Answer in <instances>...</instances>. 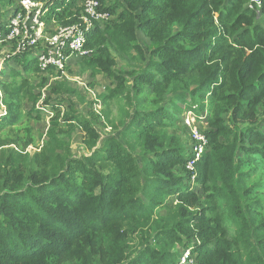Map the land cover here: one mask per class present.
I'll return each instance as SVG.
<instances>
[{
  "label": "trees",
  "instance_id": "obj_1",
  "mask_svg": "<svg viewBox=\"0 0 264 264\" xmlns=\"http://www.w3.org/2000/svg\"><path fill=\"white\" fill-rule=\"evenodd\" d=\"M99 1L113 19L87 37L91 54L80 61L91 75L116 82L102 101L106 114L113 98L126 105L124 120L115 126L119 138L111 136L76 158L51 129L39 152L22 153L41 141L22 124L18 102L24 90L31 91L26 78L40 69L29 51L12 56L19 69H10L11 84L3 86L9 89L7 113L0 115V264H50L52 257H78L84 264H177V247L191 250L193 264H264V201L252 199L257 186H244L255 156L264 162V128L257 125H264V30L255 24L257 12L264 16V2L254 11L249 0ZM16 2L0 0V31L9 23L4 17L17 12ZM80 10L74 0L55 4L45 20L73 25ZM109 48L131 58L138 70H114ZM54 90L70 91L63 84ZM169 91L175 100L168 108ZM186 111L210 128V150L193 173L186 169L190 153L185 155L174 132L175 115ZM225 114L246 127L224 145L218 139L232 134ZM63 121L81 124L72 114ZM82 129L92 150L98 135L86 122ZM12 144L26 147L15 146L17 151ZM191 182L205 195L195 212L190 208L198 190ZM161 210L166 216H157ZM135 235L140 248L129 255L128 239ZM83 246L89 252L82 253Z\"/></svg>",
  "mask_w": 264,
  "mask_h": 264
},
{
  "label": "rangeland",
  "instance_id": "obj_2",
  "mask_svg": "<svg viewBox=\"0 0 264 264\" xmlns=\"http://www.w3.org/2000/svg\"><path fill=\"white\" fill-rule=\"evenodd\" d=\"M112 4L113 0H108L105 3L106 6H110ZM9 15L10 13L7 14L4 19L7 20ZM255 24L259 25L264 30V16L259 12L256 13ZM102 28H104V26ZM178 30L179 29L177 27H174L172 29V32L176 33L178 32ZM138 42L144 49H147V47L149 49L150 45L145 37L139 35ZM109 50L111 56L115 59L116 62L114 70L122 73H130L138 70V64L135 63L131 58L127 59L125 57L119 56L114 48H109ZM14 52L15 44H0V115L7 113L6 105L3 100H8L7 97H9V95L7 94V92H9V89L5 90L3 86H10L11 84V79L9 78V74L11 72L10 69H19V66H17L15 61L12 59ZM19 71L22 72L21 69ZM125 78L127 82H129V77L125 76ZM26 80V85L31 91L28 92L24 90L22 99H18V102H20L21 104L20 112L24 116L22 118V124L25 127L31 129V134L32 136H34L36 141L37 137L41 136V141H37L39 142L37 146L29 145L27 147L25 146L26 148H19L17 147V145L12 144L11 146H8L9 148H13L17 151L18 149L23 150L25 148L22 151V153L24 154H33L34 152H39L42 146L45 145L48 141V131L52 129L55 131L57 137L68 145L73 157L84 158L88 156L93 150L99 148L107 138L111 136L119 138L120 128L115 129V126L121 124V122L124 120L126 105L121 99L113 98L108 103V113H105L107 104L105 105L103 103V96H108L109 91L113 90L116 85V82L106 74L91 75L89 69L85 68L83 66V62L79 60L63 72H57L55 70L46 72H33L26 78ZM57 84L65 85L67 90L70 91L63 92L62 90H59L55 94L54 88ZM171 92L172 91H169L166 94L167 107L170 101L175 100V95ZM187 102L189 101L187 100ZM175 103L179 105V107L187 109L183 104L179 102ZM56 109L58 110L57 113ZM262 109V106L259 107V111ZM66 114H72L77 118L79 122H81V124L79 125L78 123L71 122L73 125L70 127L68 123L63 121V117ZM184 114L185 113H183L180 117L175 115L179 122L174 128V132L183 141L185 155L188 156L191 144L189 134L183 127ZM223 117L225 126L228 130H230V132H232L230 139L225 140L223 137H220L218 139L221 144L225 145L232 141V136L235 133L240 134L241 130L244 129L246 125L241 121L233 123L229 119V114H225L223 115ZM52 121H56L58 123L57 128L52 127ZM85 122L88 123L98 135L96 146L93 147L92 150L87 147L88 137L85 131L82 129V124ZM257 125L264 128V125H261V123ZM197 126L204 133H207L210 129L208 123L202 120L198 122ZM5 131L6 133L12 132L13 129L7 128L5 129ZM170 132H172V130ZM19 144L21 146L23 145L22 142H20ZM3 148H6V146H4ZM209 150L210 146H208L206 152H208ZM236 156L238 159H242V151L238 150ZM253 164L254 165L252 170H247L250 175L245 177L246 180L244 182V186L246 188L257 186L258 188L254 189L251 193L252 199L264 201V162L258 156H255V162ZM241 172H243L242 169ZM180 175L184 176L186 175V172H180ZM205 179H208L207 175L205 176ZM190 185L192 186V188L198 190V201L194 206L190 208L192 212H195L203 207V199L205 195L203 193L201 185H196L192 182L190 183ZM174 198L175 197H170L168 203L166 204L169 209L173 208L175 205L172 202V199ZM262 213L264 214V202ZM157 216H166V210L159 211L157 213ZM135 237L136 238L132 236L128 239L127 248L129 250V255L136 253L140 248L137 244V235H135ZM182 249L183 248L181 247H177L179 253L183 251ZM89 250V246H83L81 252L87 253L89 252ZM50 264L84 263L83 260L78 257H76L72 261L65 258H63L62 260H58L55 257H52L50 260Z\"/></svg>",
  "mask_w": 264,
  "mask_h": 264
},
{
  "label": "built area",
  "instance_id": "obj_3",
  "mask_svg": "<svg viewBox=\"0 0 264 264\" xmlns=\"http://www.w3.org/2000/svg\"><path fill=\"white\" fill-rule=\"evenodd\" d=\"M71 1L73 0H17V12L9 15L7 28L0 31V44H15L14 55L28 51L32 53L42 72L49 69L65 71L82 57L91 54L85 49L87 37L113 19L104 11L99 0H74L81 8L77 23L58 26L53 20H45L52 6ZM263 2L264 0H249L248 7L259 11ZM199 121L191 111H186L183 116V125L188 130L191 144L186 169L191 173L208 148L205 133L197 126ZM193 263L191 250H183L177 264Z\"/></svg>",
  "mask_w": 264,
  "mask_h": 264
}]
</instances>
